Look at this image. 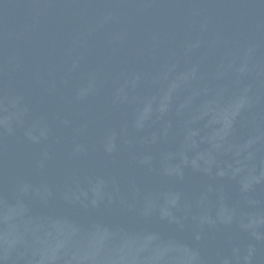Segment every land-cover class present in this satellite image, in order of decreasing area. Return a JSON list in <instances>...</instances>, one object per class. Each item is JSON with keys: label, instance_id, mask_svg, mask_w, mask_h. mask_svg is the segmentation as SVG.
Instances as JSON below:
<instances>
[{"label": "water", "instance_id": "95a60500", "mask_svg": "<svg viewBox=\"0 0 264 264\" xmlns=\"http://www.w3.org/2000/svg\"><path fill=\"white\" fill-rule=\"evenodd\" d=\"M0 264H264V0H0Z\"/></svg>", "mask_w": 264, "mask_h": 264}]
</instances>
